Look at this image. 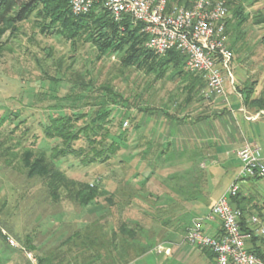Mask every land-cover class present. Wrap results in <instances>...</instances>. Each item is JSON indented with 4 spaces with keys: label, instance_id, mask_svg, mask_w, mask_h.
<instances>
[{
    "label": "rangeland",
    "instance_id": "374dc122",
    "mask_svg": "<svg viewBox=\"0 0 264 264\" xmlns=\"http://www.w3.org/2000/svg\"><path fill=\"white\" fill-rule=\"evenodd\" d=\"M224 1L232 15L233 7ZM237 3L244 19L240 22L242 26L234 30L232 37L227 26L229 40H234L240 31L233 50L235 77L237 62L246 77L258 79L264 74V0H237ZM1 31L4 35L0 40V227H5L3 233L16 245L20 243L17 236L24 244L28 234H36L34 243L38 249L26 256L18 252L9 257L0 240V259L6 264L18 261L27 264L28 260L37 264V256L47 252L60 256L72 250L64 264L85 261L90 264L96 248L91 238L86 241L85 235L101 236L104 251L107 249L109 253L114 246L110 238L114 230L119 242L126 237L119 232L124 222L127 228L137 231L142 243L152 246L131 264H213L207 252L186 237L193 219L208 213L219 193L231 184V173L220 165L223 156L219 151L202 148L199 142L193 144L195 137L203 136L199 129L191 133L181 126L180 135L169 133L171 120L164 112L174 113L175 104L184 103L185 78L172 68L156 79L155 74L124 67L118 55H103L94 44L81 38L69 40L57 33H44L33 16ZM78 76L83 78L84 86ZM88 85L91 86L86 88ZM221 104L220 100L192 101L182 116L204 113L200 115L203 119L208 114L213 118L215 107ZM135 105L149 109V114L138 113ZM103 110L111 121L105 126L109 137L100 132L103 136L96 138L99 147H107L110 138L119 135L120 150L103 163L98 160L86 164L73 155L53 159L52 163L66 172L69 179L100 184L113 194L116 204L110 209L104 198H99L98 203L105 204L106 209L98 211L96 202L84 206L66 199L64 194L54 200L44 180L28 173L23 158L37 159L43 155L48 158L53 148L61 145L60 139L47 136L43 130L52 116L59 112L74 117L88 113L78 120L80 125ZM19 121L23 129L14 133L13 126ZM209 122L204 120L200 128L206 131ZM215 128H218L216 141L233 143L224 126ZM237 132L241 134L240 128L233 133L234 137ZM168 141L171 144L167 153L158 156V145L164 146ZM246 141L237 139L241 146ZM86 145L83 137L75 142L78 148ZM186 146L190 148L182 155ZM237 157L230 152L225 165L234 170L233 181L240 170ZM198 178L205 179L204 192L196 189ZM249 179H257L259 193L264 197V177ZM133 221H139V228ZM9 243L16 247L10 240Z\"/></svg>",
    "mask_w": 264,
    "mask_h": 264
},
{
    "label": "trees",
    "instance_id": "16d2710c",
    "mask_svg": "<svg viewBox=\"0 0 264 264\" xmlns=\"http://www.w3.org/2000/svg\"><path fill=\"white\" fill-rule=\"evenodd\" d=\"M227 2L228 6L233 7V10L231 11L232 15H228L227 19L228 32L229 34L231 33L230 36L232 37L235 32L234 30H238V28L242 26V23L240 22H242L243 18L240 17L242 11L239 9L240 5H238L237 0H227ZM168 4L189 7L193 4V0H168ZM32 16L41 23L44 33H57L69 40L81 38L86 42L94 44L98 48V51L103 55H118L119 61L124 67H135L146 74H155L156 79L164 77L168 70H170L169 68L176 69V73L180 77L185 78L182 87L185 99L183 104H175L176 111L174 113H171V111L164 112L165 117H169V120H171L168 123V125L171 126L169 133L180 135L179 133L182 131V127L188 129L191 133H194L195 130L199 129V133L203 136L199 139L195 137L196 140H193V144L196 145L199 142L202 148H215L217 152L219 151L218 154L223 156L220 160V165H224H221L222 168L225 169V172L227 171V168L230 169V167L225 166L228 158V156H224L226 154L224 144L226 143H220L215 139V131L218 129L215 128V126L220 125L222 127L224 126L226 131L229 132V137L233 142L234 140L237 141V139L242 138L241 134L238 132L236 133V137L233 136V133L239 131V128L230 109L227 107L217 108L215 109L216 111L214 114H212L213 118L209 117V114L205 115V118L207 119H203L200 116L204 113H200L195 117L182 116L185 107L192 101L204 99L208 103L214 102L212 99H207L203 95V90L207 85L206 79L201 74L185 71L186 57L184 54L176 49H172L165 55H157L146 47L148 36L141 31L140 24L134 25L130 19L115 21L109 11L105 10L100 4L96 5L87 13L75 15L70 9L68 0H0V40L4 35V32L1 31V29H4L5 27H14L17 24L30 19ZM260 22L263 21L261 20ZM237 33V37L240 38V31ZM237 37H234V40H229V46L232 50H235L236 48ZM79 79L82 81V86H84L83 78L79 77ZM253 84L254 82L249 85L245 84L244 87H237V90L242 94L246 105L254 106L258 110H262L264 109V98L252 99ZM90 86L91 85H88L86 88H89ZM103 90L111 93L108 89ZM135 107L138 110V113L147 112V114H149V109H143L137 107V105H135ZM87 114L88 113L80 116L75 115L74 117L59 112L56 116H52L49 119L50 121L44 125L43 130L47 136L60 139L61 145L54 147L53 153L48 158L46 155L37 159L25 156L23 158L24 166L31 176H39L44 180V184H46L48 188V193L54 200H59L64 194L66 199L80 205L88 206L93 202H96L95 208L98 207V211H105L106 205L98 203L97 200L99 198H104L109 205L108 208L110 207L111 209V207L116 204L112 200L113 194L111 192L105 191L98 183H84L69 179L66 172L60 170L52 163L53 159H59L60 157L64 158L71 155L80 158L86 164L98 160L103 163L107 162L112 155L120 150L122 137L119 135H113L112 138H110L111 142L107 147H99V140L96 139L97 137L103 136L100 132H105V136L109 137V130L105 129V126L111 121L107 111L103 110L102 112H98L97 115L93 116L91 121L79 125L78 120L80 118H85ZM152 114L153 112L151 111L150 115ZM204 120H210L206 131L200 128ZM22 129L23 127L21 126L20 121L13 126L14 133L21 132ZM205 135L208 139L205 138ZM82 137L85 139V142H87V145L78 148L75 146V142ZM170 144L169 141L164 146L160 143L157 148L160 149L158 156L165 155ZM219 147L224 148V150H221V148L219 150ZM189 148L190 146L183 148L185 150L181 151L182 155ZM49 159L52 160L50 161ZM240 166L241 163L239 164V167ZM185 172V174H187V171ZM206 173L207 171L204 172V174ZM202 180L204 181H201L198 178L197 181L199 183L195 184L196 189L199 192H202L205 187V179L202 178ZM247 200H249V198L241 197L240 192L231 199L232 204L240 208L243 212L241 225L244 229L248 226V217L250 215L246 207ZM260 216L264 220V217L262 215ZM114 220L116 221V219ZM138 222L139 221H133L136 228H139L140 226ZM3 229H5L4 226L0 227V240L3 242L2 245L6 247L4 253L9 257L13 253L18 252L26 256V253H35L38 249V246L34 243L36 234L33 236L28 234L26 237L27 241L23 242L25 245L21 243V237L17 236L20 243L18 246L13 247L9 243V235L3 233ZM8 229L12 231L11 228ZM119 232L126 237L119 242L118 233L114 230L112 237H110L112 238L111 242L114 243V246L113 248H110L109 253L107 249L105 250L107 252L104 251V248L106 247L101 236L92 235L89 237V235H85V237H87L86 241L91 238V242L95 244L94 246L96 248L90 264H131L152 248L151 244L142 243L137 237V231H135V229L127 228L126 223L124 222H121ZM105 236L106 234L104 233L103 237ZM84 245L85 244L81 245V247L83 248ZM202 249L207 252L213 261V264H217L215 253L209 248ZM251 250L264 256V238L255 234L253 236ZM71 253L72 250H70V253L64 252L61 253L60 256H55L50 254V252H47L42 256H37L35 259L37 260V264H64V259ZM62 254L64 258H61ZM9 259L10 258L7 260ZM6 262L7 261L0 259V264H6ZM13 264H21V262H14ZM27 264H31L29 260ZM81 264H87V262L85 261Z\"/></svg>",
    "mask_w": 264,
    "mask_h": 264
},
{
    "label": "built area",
    "instance_id": "2783aa9c",
    "mask_svg": "<svg viewBox=\"0 0 264 264\" xmlns=\"http://www.w3.org/2000/svg\"><path fill=\"white\" fill-rule=\"evenodd\" d=\"M68 3L75 15L87 13L100 4L115 21L130 19L134 25L140 24L141 31L148 36L146 47L155 54L165 55L172 49L184 54L186 69L206 79L205 98L220 100L230 107V93L241 96L233 69L235 54L229 46V11L224 0H193L189 7L169 5L168 0H68ZM261 115L264 110L250 118ZM236 153L241 163L236 179L215 200L208 213L193 219L186 238L195 246L211 249L217 264H264V256L251 250L255 234L264 238L263 218L250 214L244 229L243 212L231 202L241 191L244 180L264 177V158L259 145L251 141H246ZM214 220L220 222L221 232L210 234L205 225ZM9 240L18 246L12 238Z\"/></svg>",
    "mask_w": 264,
    "mask_h": 264
},
{
    "label": "crops",
    "instance_id": "0c3cea01",
    "mask_svg": "<svg viewBox=\"0 0 264 264\" xmlns=\"http://www.w3.org/2000/svg\"><path fill=\"white\" fill-rule=\"evenodd\" d=\"M241 67H242L241 64H237L236 62L235 71H236L237 86L244 87L247 82L248 84L254 82L252 99L261 98V97L264 98V74L263 75L261 74V76L258 79L256 78L253 79V77L251 79L249 76L246 77V75L243 74L244 70ZM252 76H254L253 73ZM230 99H231L230 107L226 106L225 104H221L220 106H216L215 108L227 107L230 109V111L233 113V116L236 120L238 127L240 128L241 137L244 138V140H248L259 145L260 154L264 158V115H261L257 119L250 118L259 110L254 106L246 105L242 94L239 97L238 94L231 92ZM229 147L231 149H229ZM240 147L241 144L237 141H234L231 144H227V145L225 144V149H226L225 153L229 155V153L232 152L237 157L236 150L239 149ZM220 148L221 147H219L218 149L220 150ZM221 150H224V148H221ZM237 160L239 161L238 157ZM230 173L231 174L229 175L230 176L229 179L233 181L235 172L232 168H230ZM255 180L257 179L244 180L241 183L242 186H241L240 194L241 197L249 198V200L246 201V207L250 214L258 213L264 217V197L260 195L259 184ZM205 229L210 234H217L221 231V224L218 220L207 222L205 225Z\"/></svg>",
    "mask_w": 264,
    "mask_h": 264
}]
</instances>
